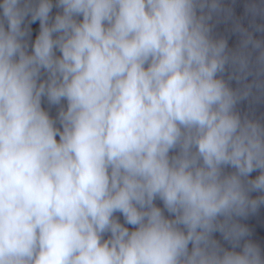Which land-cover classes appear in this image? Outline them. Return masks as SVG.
<instances>
[{
    "label": "clouds",
    "instance_id": "obj_1",
    "mask_svg": "<svg viewBox=\"0 0 264 264\" xmlns=\"http://www.w3.org/2000/svg\"><path fill=\"white\" fill-rule=\"evenodd\" d=\"M245 12L0 0V264H264L241 222L264 207V119L238 107L264 103V0Z\"/></svg>",
    "mask_w": 264,
    "mask_h": 264
}]
</instances>
